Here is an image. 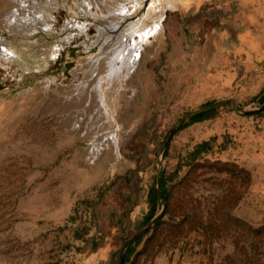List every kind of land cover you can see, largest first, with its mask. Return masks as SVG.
Wrapping results in <instances>:
<instances>
[{
  "label": "rangeland",
  "instance_id": "374dc122",
  "mask_svg": "<svg viewBox=\"0 0 264 264\" xmlns=\"http://www.w3.org/2000/svg\"><path fill=\"white\" fill-rule=\"evenodd\" d=\"M85 1L91 2V7L84 11L79 0H0L1 39L31 54L39 48L26 42L39 44L41 38L49 45L60 43L61 47L56 59L39 72L23 71L16 60L0 61V264L76 263L77 257L67 255L66 250L79 247L81 244L75 240L84 233L66 231L67 224L78 221L83 227L88 201L93 197L99 200L127 173L135 183L130 206L132 194L136 198L139 195L144 171L149 198L150 193L155 194L153 180L159 170L166 171L162 179L165 210L140 241L129 247L132 251L125 264H264V224L245 223L230 215L226 206L229 201L209 193L207 161L194 164L192 167L200 172H189L183 182H178L176 157H189L192 151L200 152L205 146L193 150L190 144L183 145L178 138L180 129L160 153L168 132L187 113L230 98L205 95L193 88L199 77L193 55L201 60L208 58V49L201 48L198 53L197 47L209 38L220 40L224 36L208 30L222 22L219 13H209L207 8L192 13L194 1L166 0L168 10L164 11L158 33L149 38L134 64L135 71L123 82L135 88L133 99L128 101L124 92L105 90L106 104L99 109L97 97L89 91L94 82L87 74L85 60L102 43L87 50L96 28L102 26L89 13L94 11L97 17L103 11L101 4L110 11L120 0ZM39 6L44 8L46 19L51 17L50 32L36 29L32 36H25L17 30V20L25 13L33 19ZM12 9L17 10V18L7 24L6 15ZM141 14L138 7L129 18L136 20ZM72 17L86 23L85 35H76L64 44L62 39L69 32ZM125 25L123 21L119 27ZM214 55L225 56L213 50ZM102 69L97 67L99 72ZM85 80L88 87L82 88ZM236 98L235 104L246 112L243 114L261 117L264 90L256 96ZM224 111L216 110L206 119ZM107 132L117 136L116 145L110 144L100 154L91 153L93 139L100 140ZM54 150L66 155L69 167L67 175L50 181L48 172H53L62 160L48 159V152ZM160 207L157 198L151 218ZM150 212L148 202L146 215H138L133 222L129 211L122 216L110 264H117L124 243L144 225ZM57 221L61 225L57 226ZM58 249L65 255H57Z\"/></svg>",
  "mask_w": 264,
  "mask_h": 264
},
{
  "label": "crops",
  "instance_id": "0c3cea01",
  "mask_svg": "<svg viewBox=\"0 0 264 264\" xmlns=\"http://www.w3.org/2000/svg\"><path fill=\"white\" fill-rule=\"evenodd\" d=\"M137 1L142 3L140 12H144L150 0ZM165 1L161 0L159 5V13L163 10L164 15V11L168 10ZM192 1V13L204 8L209 13H219L222 22L213 24L208 30L224 33L222 39L209 38L201 47H197L198 53L201 48H207L208 58L201 60L196 54L193 55L199 74L193 88L205 95L229 96L234 103H238L236 97L259 95L264 90V0ZM193 30H196L195 26ZM213 50L224 53L226 57L212 56ZM260 109L261 117L227 110L219 116L182 128L178 138L183 145L190 144L193 150L203 145L205 150L192 151L189 157L184 154L177 156L175 161L178 166L174 169L180 183L189 172H200L199 168L192 167L194 164L207 161L209 193L229 201L226 206L230 215L256 225L264 224V103ZM48 154L49 160L62 159L53 172H48L50 181L51 178L67 175L65 171L69 162L66 155L61 156L55 150ZM184 160L187 162L182 164ZM164 175L166 171L163 170L158 182L164 179ZM123 176L117 185L103 192L99 200L93 197L88 201V206H84L86 219L83 227L78 221L67 224L66 231L80 234L83 230L84 233L75 240L81 244L79 247L66 250L67 255L77 257L73 264H110L122 216L129 211V219L133 222L138 215L147 214L149 190L146 171L143 183L141 181L138 186L139 195L136 198L132 194L131 206L130 194L135 190V183L134 180L130 181L129 173ZM222 182L225 183L223 187L220 186ZM58 225L61 223L57 221ZM84 243L87 246L84 247ZM55 252L65 255L60 249Z\"/></svg>",
  "mask_w": 264,
  "mask_h": 264
},
{
  "label": "bare ground",
  "instance_id": "6f19581e",
  "mask_svg": "<svg viewBox=\"0 0 264 264\" xmlns=\"http://www.w3.org/2000/svg\"><path fill=\"white\" fill-rule=\"evenodd\" d=\"M160 1L161 0H150L146 10L142 12V14L136 20H131L129 17L131 13H133L134 10L136 11V8H140V4H142L137 0H120L116 2L113 9L110 11H106L104 9L105 4H101L103 11L101 10L102 14H97V17L96 12L93 11L89 13L90 15H93L94 19L96 18L99 21V24L102 26L96 28L97 33L95 38L93 37V42L89 45L87 50L92 49L99 41H102V43L100 44L97 52L85 60L87 74H89V77H91L94 82L89 88V91L91 95L97 97L99 109L102 106H105L104 104H106L104 103L105 90L109 91L113 89L112 91L114 92H124L125 94L127 93L126 99H128V101L131 102L133 99L136 91L135 88L131 86L126 87L123 82L130 78L131 74L135 71L136 65L134 64L136 61H138L137 59L140 55V51L144 49V46H147L149 38L154 37L160 29L161 21L164 18V14L162 12L163 10L161 13H159ZM79 2L80 5L83 4V8H85L83 9L84 11L89 10L91 7V2L89 1L79 0ZM102 2L103 1H101V3ZM16 9L10 10L6 15L7 24H11L13 20H16L18 14ZM43 9L44 8L41 6H39V9L36 12L32 9L35 12L34 15H36L34 18L32 17L33 19L28 17L30 13L27 11L29 14L25 13L24 16L17 20L19 21L18 23L20 26L19 29L17 28V30L21 31L23 34H25V36L28 37L32 36L36 29L48 34L51 28V17L48 16L46 19L45 11ZM27 19H30L29 21H31V25H28ZM123 21L126 22L127 25L120 28L119 25ZM68 22H71V24L69 23L70 25L67 26V29L69 30L68 34L62 39L64 44L69 43L76 35H85L87 27L86 23L83 21L80 23L74 17H72L71 21ZM115 33L116 36H114ZM40 40L41 41L39 44L37 42H26V44L29 46L35 44V46L39 48L34 54H31L17 50V48L10 45L4 39L0 38V61L4 60V62H6L5 60H8L11 62L16 60L18 63H20L22 70L27 72H39L45 70L46 67L49 66V61L56 59L61 47L59 45L60 43L49 45V43L43 41L45 39L41 38ZM96 65H100L103 68V71L99 72V70H97L98 66L96 67ZM81 86L82 88L88 87L87 81L85 80V83H81ZM112 91L109 92L111 93ZM115 95L117 96L118 93L114 94V96ZM111 106L113 107V105ZM99 115L101 116V114ZM100 116H98V118ZM116 140L117 136L114 133L107 132V134L102 139H93V146L90 152L93 154H100L110 144L116 145Z\"/></svg>",
  "mask_w": 264,
  "mask_h": 264
},
{
  "label": "water",
  "instance_id": "95a60500",
  "mask_svg": "<svg viewBox=\"0 0 264 264\" xmlns=\"http://www.w3.org/2000/svg\"><path fill=\"white\" fill-rule=\"evenodd\" d=\"M219 109H223V110H234L238 113H246L245 111L242 110V108L238 105H236L232 100L230 99H225V100H220V101H214L211 103H208L206 105H203L197 109H194L192 111H190L189 113H187L185 115V117H183L167 134L160 153H162L168 143L169 140L171 139V137L173 136V134L175 132H177L178 130L182 129L183 127H185L189 121L197 114L200 113H204V112H210V111H216ZM162 171L159 170V172L155 175L154 180H153V190L157 196V198L159 199L160 202V210L158 211V213H156L146 224H144L134 235H132V237H130L123 245L122 250L120 252L119 255V259L117 264H123L124 258L126 256L127 250L128 248L138 239L140 238L142 235H144L162 216L165 207H166V201H165V197L163 196L160 188H159V184H158V177L161 175Z\"/></svg>",
  "mask_w": 264,
  "mask_h": 264
},
{
  "label": "trees",
  "instance_id": "16d2710c",
  "mask_svg": "<svg viewBox=\"0 0 264 264\" xmlns=\"http://www.w3.org/2000/svg\"><path fill=\"white\" fill-rule=\"evenodd\" d=\"M213 112H214V111L204 112V113L197 114V115H195V116L189 121L188 124H191V123H193V122H198V121H201V120H203V119H206V118L209 117ZM188 124H187V125H188ZM187 125H186V126H187ZM183 128H184V127H183ZM203 150H205V148H203ZM159 188H160V190H161L163 196L165 197V201H166V191H165V189L163 188V181H159ZM148 202H149V204H150V206H151V212H150L149 216L145 219L144 224L147 223V222L151 219V215L153 214V211H154L155 206H156V204H157V198H156V196H155V194H154L153 192L149 194ZM140 239H141V238H138V239L134 242V244L138 243V242L140 241ZM131 251H132V249L129 248V250L127 251L126 256H125V258H124L123 264H125V262L127 261L129 255L131 254Z\"/></svg>",
  "mask_w": 264,
  "mask_h": 264
}]
</instances>
